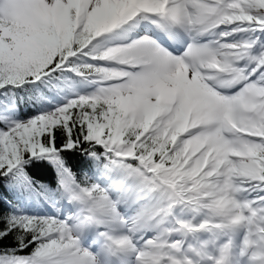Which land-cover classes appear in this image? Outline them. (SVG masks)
<instances>
[{
	"label": "snow or ice",
	"instance_id": "snow-or-ice-1",
	"mask_svg": "<svg viewBox=\"0 0 264 264\" xmlns=\"http://www.w3.org/2000/svg\"><path fill=\"white\" fill-rule=\"evenodd\" d=\"M0 90V264H264V0H0Z\"/></svg>",
	"mask_w": 264,
	"mask_h": 264
},
{
	"label": "trees",
	"instance_id": "trees-1",
	"mask_svg": "<svg viewBox=\"0 0 264 264\" xmlns=\"http://www.w3.org/2000/svg\"><path fill=\"white\" fill-rule=\"evenodd\" d=\"M2 91L3 90H0V92ZM13 91L15 95L10 96L9 99L16 104L15 116L18 119H28L30 116L36 115L42 110H46V104L50 103L54 106L56 103H62L66 98H68L67 96L61 95L57 96L55 100L49 98V100L45 103H40L38 99L36 101H32L29 98L30 91L34 93L37 98L39 97V90L34 89L32 86L26 85L21 89H15ZM65 92H67L68 96H70L71 89H65ZM78 159L79 154H76L72 157L71 162L74 166L76 165ZM34 165H45L46 167H35ZM26 167L29 171V175L33 177L34 182L39 181L45 185L53 187L55 186L56 172L53 169L52 165L47 161H34L28 164ZM5 190L8 191L9 196L12 197V200H9L7 197L4 199V203L8 205L9 211L14 210L12 202L14 200L15 204L28 214H54L55 210L52 207L46 205L41 200L28 198L26 195H22L21 191L18 189L6 187ZM62 211L66 212L67 209H64Z\"/></svg>",
	"mask_w": 264,
	"mask_h": 264
},
{
	"label": "rangeland",
	"instance_id": "rangeland-1",
	"mask_svg": "<svg viewBox=\"0 0 264 264\" xmlns=\"http://www.w3.org/2000/svg\"><path fill=\"white\" fill-rule=\"evenodd\" d=\"M139 35H154V37L163 36L166 40H170L166 34L159 31L156 26L151 22V20H145L142 17H137L134 21L129 22L123 29L118 30L115 37L104 38V45H111L112 43L120 42L125 38H134ZM214 37H205V39H213ZM238 37H231L229 39H236ZM102 39V38H101ZM176 43V42H175ZM175 43L168 42L171 45V49L175 50L177 54L183 50V42L180 45H175ZM167 46V45H166ZM64 215L68 214V211L63 212ZM86 245H92L93 248L99 247V241L94 235H89L85 239Z\"/></svg>",
	"mask_w": 264,
	"mask_h": 264
},
{
	"label": "bare ground",
	"instance_id": "bare-ground-1",
	"mask_svg": "<svg viewBox=\"0 0 264 264\" xmlns=\"http://www.w3.org/2000/svg\"><path fill=\"white\" fill-rule=\"evenodd\" d=\"M230 38H231V37H230ZM168 42H170V43H175V41H172L171 39H170ZM177 44L180 45L181 43H180V42H176L175 45H177ZM94 249H95V248H94Z\"/></svg>",
	"mask_w": 264,
	"mask_h": 264
}]
</instances>
